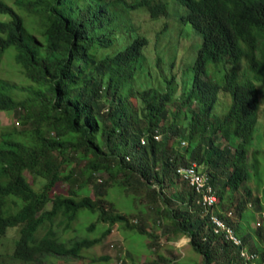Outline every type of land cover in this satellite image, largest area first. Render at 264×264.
<instances>
[{
  "label": "trees",
  "instance_id": "16d2710c",
  "mask_svg": "<svg viewBox=\"0 0 264 264\" xmlns=\"http://www.w3.org/2000/svg\"><path fill=\"white\" fill-rule=\"evenodd\" d=\"M174 1L182 9L176 14L181 24H189L202 37L190 86L179 94L174 73L159 80L158 87H138L151 29L140 33L125 28L117 35L122 15L118 9H146L155 22L169 15ZM13 2L0 0V62L7 55L28 80L21 87L27 92L23 99L13 95L15 84L0 80V111L14 113L22 124L19 130L2 131L0 141V240L10 227L19 228L13 257L30 264L52 256L78 258L115 224L146 233L143 223L133 224L126 214L103 205L115 185L133 191V199L145 193L154 223L162 228L160 236L151 234L154 249L161 238L170 242L187 236L203 264H248L242 248L256 253L258 263L264 264L263 228L250 226L246 208L251 199L263 213L264 191L253 197L245 185L250 168L257 174L260 169L257 151L253 163L248 158L260 112L257 86L264 84V0ZM167 29L166 24L162 32ZM243 61L247 76L241 80ZM155 64L162 70L165 58L158 55ZM170 64L176 68L174 59ZM222 93L229 94L231 102L221 116L216 106ZM219 137L226 141L223 148ZM85 157L83 168L70 165ZM192 163L215 187L217 202L209 212L200 203L201 195L176 172ZM100 171L107 178L95 176ZM26 172L40 179V190ZM58 181L67 183V194H51ZM241 187L246 197L236 213L246 225L235 224L223 213L224 204ZM9 199L22 204L14 208ZM82 213L97 216L87 231L99 223L107 226L100 237L66 243L60 230L71 229ZM211 213L233 227L242 245L215 232ZM143 264L188 263L158 253Z\"/></svg>",
  "mask_w": 264,
  "mask_h": 264
},
{
  "label": "rangeland",
  "instance_id": "374dc122",
  "mask_svg": "<svg viewBox=\"0 0 264 264\" xmlns=\"http://www.w3.org/2000/svg\"><path fill=\"white\" fill-rule=\"evenodd\" d=\"M5 1L10 4L14 3L13 0ZM118 10L122 15H120L117 22V35L121 33L124 34L125 28L130 29L135 27L140 33L147 32L148 28L151 29L148 35L151 38V43L144 51V55L146 56L144 64L145 68L143 70L144 77L142 78V81L139 82L138 87H158L160 85L159 80H162L165 76L170 77L175 73L178 82V93L180 94L183 88H188L191 82L190 79L194 76L193 66L198 50L201 47L202 37L189 24H181L178 20L176 14H179L182 11L181 8H178V4L174 1L168 11L169 15L161 17L158 20L155 19L156 23L153 22L150 13L146 9L130 10L129 8L121 7ZM166 24L168 29L162 32V29ZM181 28L183 29V32L181 31ZM123 43L122 40L119 46ZM12 52V50H8V54ZM158 55H162L165 58V64H163L162 70L155 64ZM173 59L176 68L171 67L170 62L173 61ZM12 61L11 58H7V55L3 56L2 61L0 62V80L3 79L15 84L16 87L12 90L13 95L17 99H23L26 97L27 92L22 90L21 87L25 85L27 86L28 80H26L19 67ZM238 72L241 80L247 76L245 61L239 66ZM215 75L216 74H212V76ZM257 87L259 90L260 112L255 127L254 139L252 142L253 146L249 151L248 160L250 163H253V153L256 154L258 152L257 157L260 169L259 174H257L253 172V168H250L251 176L245 184L247 187L251 188L253 197L262 196L264 191V179H262L263 183L260 185L257 182L260 176L264 178V84L260 82ZM230 102V95L222 93L216 106L217 115L222 116L225 112V106L230 104ZM132 103H136L134 98H132ZM21 127L22 124L18 123V119L14 113L0 111V141L2 140V131H8L14 128L19 130ZM218 142L221 144L222 148L226 144L225 139L222 137L218 138ZM186 145V142L181 144L183 147ZM236 145L237 140L233 141L232 147L235 148ZM76 156L79 155L77 154ZM86 162L87 158L85 157L79 161H71L70 165L77 166L78 169H81ZM26 175L34 188L40 190L42 186L40 179L35 180L32 174L28 172H26ZM95 176L105 179L107 178V173L105 171H100L96 172ZM68 190L66 182L58 181L51 194H67ZM108 190L109 194L104 198L103 205L105 208L110 209L113 207L116 212L126 214L129 217L130 222L133 224L139 225L143 223L146 233L140 234L137 231H132L123 228L121 225L119 226L118 224H115L111 227L110 232L103 237L100 243H97L90 248H84L78 258L52 256L46 258L45 261L39 262V264H143L156 259L158 253L170 259H176L177 261L180 260L188 264H203V256L195 251L190 243V238L187 236H181L177 240L170 242L166 241L165 238H161L158 248L154 249V247L150 246V242L153 240L151 234L160 236L162 228L154 223V213L150 212L148 209L149 202L148 199L145 198L144 192H142L139 198L133 199V191L120 189L115 187V185ZM91 195L94 196L93 192H91ZM232 195V200H228L227 203L224 204V216H228L229 220L235 224L239 222L246 225L247 223L245 219H241L240 215L236 213L237 204L242 198L246 197V188L241 187L239 190L233 192ZM8 201V204L14 208H19L22 204L20 201L17 204H14L12 199H9ZM229 202L232 204H229ZM50 207L51 203H48L47 208ZM246 208L248 209L247 221H249L250 226L255 230L262 226L264 234V210L263 213L256 211L255 204L251 199L247 200ZM250 210L255 212V216ZM94 221H97V216H92L89 213H82L80 217L73 222L71 229L65 231L60 230V237L66 240V243H69L70 240L82 237H100L102 231L107 225L99 223L95 230L91 232L87 231V226ZM43 233L44 231L39 232L40 235ZM19 236V228L10 227L7 234L0 240V264H25L18 258H14V251ZM105 256L108 257L109 260L101 259Z\"/></svg>",
  "mask_w": 264,
  "mask_h": 264
},
{
  "label": "built area",
  "instance_id": "2783aa9c",
  "mask_svg": "<svg viewBox=\"0 0 264 264\" xmlns=\"http://www.w3.org/2000/svg\"><path fill=\"white\" fill-rule=\"evenodd\" d=\"M160 135L156 138L159 139ZM177 174L194 187L196 192L201 195L200 203L205 207L206 211L210 209L217 202V194L215 187L210 181V177L206 172L199 170L196 163L189 166H180L177 168ZM216 233L224 232L228 239H231L236 245H242V240L235 234L233 227L226 222V220L218 214L211 213L210 216ZM241 256L245 258L248 264H259V256L256 253H250L246 248L241 249Z\"/></svg>",
  "mask_w": 264,
  "mask_h": 264
},
{
  "label": "clouds",
  "instance_id": "9594fccd",
  "mask_svg": "<svg viewBox=\"0 0 264 264\" xmlns=\"http://www.w3.org/2000/svg\"><path fill=\"white\" fill-rule=\"evenodd\" d=\"M25 264H28V263H25Z\"/></svg>",
  "mask_w": 264,
  "mask_h": 264
}]
</instances>
